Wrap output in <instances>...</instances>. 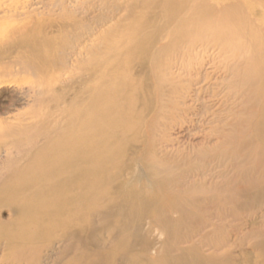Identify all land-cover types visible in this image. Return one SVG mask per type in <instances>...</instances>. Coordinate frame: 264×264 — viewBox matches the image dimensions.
<instances>
[{"label":"bare ground","instance_id":"1","mask_svg":"<svg viewBox=\"0 0 264 264\" xmlns=\"http://www.w3.org/2000/svg\"><path fill=\"white\" fill-rule=\"evenodd\" d=\"M6 53L0 264H264V0H0Z\"/></svg>","mask_w":264,"mask_h":264},{"label":"rangeland","instance_id":"2","mask_svg":"<svg viewBox=\"0 0 264 264\" xmlns=\"http://www.w3.org/2000/svg\"><path fill=\"white\" fill-rule=\"evenodd\" d=\"M4 55L0 57V121L5 120L7 117L26 118L30 112L36 109V107L33 106V103L31 102L25 106L18 102V98L16 97V94L13 93L12 87L21 85L23 82L20 79H8L1 76L3 72L14 67L15 64L13 65V63H16L13 54L6 53ZM7 63H9V65H7ZM3 67L6 69L4 70ZM5 217H7V211L0 209V219H4ZM1 253L2 248H0V255Z\"/></svg>","mask_w":264,"mask_h":264}]
</instances>
